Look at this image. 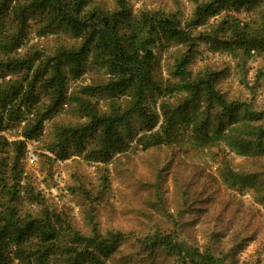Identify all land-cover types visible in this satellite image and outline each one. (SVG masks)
<instances>
[{
    "label": "rangeland",
    "instance_id": "rangeland-1",
    "mask_svg": "<svg viewBox=\"0 0 264 264\" xmlns=\"http://www.w3.org/2000/svg\"><path fill=\"white\" fill-rule=\"evenodd\" d=\"M212 1L218 0L125 1L119 35L126 42L131 29L151 16L172 18L192 39L167 37L157 25L153 35L142 34L153 54L143 104L150 115L146 120L139 113L126 115L117 124L122 148L108 156L102 153L101 132L90 130L83 141L69 132L90 125L84 100L99 113L125 111L132 102L106 88L113 74L98 61L97 48L92 47L77 79L63 67L69 78L66 100L50 115L45 114L53 105V90L45 79L38 84V101L0 132V196L6 197L3 185L18 189L10 205L20 216L49 214L64 247L75 234L119 236L111 253L102 256L103 264H191L176 250L146 242L147 236L161 235L223 264H264V151L250 146L257 121H245L243 109L237 118L219 121L200 94L186 119L180 117L174 140L145 149L163 122L160 105L187 102V84L209 74L228 101L264 113V0L220 3L216 15L192 24L196 9ZM92 9L114 13L118 0H91L85 13ZM1 20L11 32L17 29L11 14ZM47 22L45 13L33 12L20 47L0 46L1 81L31 78L26 70L5 66L16 59H32L35 70L62 49L81 47L82 35ZM44 116L41 130L25 137ZM28 147L34 162L27 158ZM65 256L63 249L54 251L51 264H66Z\"/></svg>",
    "mask_w": 264,
    "mask_h": 264
},
{
    "label": "trees",
    "instance_id": "trees-1",
    "mask_svg": "<svg viewBox=\"0 0 264 264\" xmlns=\"http://www.w3.org/2000/svg\"><path fill=\"white\" fill-rule=\"evenodd\" d=\"M125 1L118 0L119 10L106 14L98 9L85 13V8L91 0H0V46L7 51L20 47L30 16L35 11L45 13L49 25L61 24L84 38L80 48L62 49L53 59L47 60L35 70H33L32 59L29 58L16 59L5 65L17 71L26 70L27 73H31V78L27 81H24L25 79L14 82L1 81L4 65L0 64V132L8 123L17 122L23 118L24 111L34 106L38 101L36 87L44 79L53 90V105L48 107L45 115L55 112L67 96L69 78L64 74L63 67H69L70 73L77 79L81 75L85 60L92 52V47L95 46L98 61L106 65L113 74L106 88L119 99L130 96L132 102L125 111L115 108L107 113H99L94 111L89 101L84 100L83 105L92 116L90 125L71 129L69 132L73 137H78L79 141H83L90 130L101 132V149L105 156H108L112 150L118 151L122 148L123 138L118 132L117 124L131 113H139L144 120L150 115L143 104L144 95L152 81L150 68L153 54L148 47L147 38H143L142 34L153 35L159 26L161 33L167 37H175L182 42L192 39L191 35L179 28L172 18L151 16L145 18L141 25L131 29L130 39L126 42L119 35V23L124 17ZM251 1H212L196 9L192 24L198 26L207 16L216 15L220 3L240 6ZM10 14L17 28L13 32L5 28L1 20ZM139 26H144L145 29L138 30ZM178 69L185 71L182 64ZM214 81V76L209 74L206 78L187 84L190 97L187 102L175 107H170L169 103L163 102L160 105L163 122L159 130L151 132L147 138L149 144L145 146V149L172 142L176 135V126L182 119H186L192 105L195 107L196 97L203 94L206 107L209 111H217L219 121L223 119L231 121L232 118H237L242 109L245 121L247 119L257 121L259 125L256 127V137L250 146L264 151V113L252 111L238 101H228L216 89ZM183 116L184 118L181 119L180 117ZM45 118L46 116L35 120L28 130L25 127V137L33 138V135L41 130ZM65 143L63 139L59 141L62 151H64ZM21 147H25V142ZM17 183H19L18 180ZM2 190L6 197L0 196V264H51L53 252L59 249H63L66 255V264L85 262L103 264L102 256L110 254L119 242L117 235L103 237L100 234H93V236L85 237L75 234L70 241L72 244L64 247L60 242L58 228L49 214L42 218L20 216L18 210L10 205V200L19 194V190L14 186L6 185H3ZM35 240L38 242L33 245ZM146 242L176 250L185 261L189 259L191 264H223L218 258L200 253L199 249L174 242L168 235L147 236Z\"/></svg>",
    "mask_w": 264,
    "mask_h": 264
},
{
    "label": "built area",
    "instance_id": "built-area-1",
    "mask_svg": "<svg viewBox=\"0 0 264 264\" xmlns=\"http://www.w3.org/2000/svg\"><path fill=\"white\" fill-rule=\"evenodd\" d=\"M26 155L29 161L34 162L36 160V155L30 147L27 148Z\"/></svg>",
    "mask_w": 264,
    "mask_h": 264
}]
</instances>
